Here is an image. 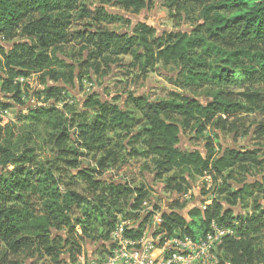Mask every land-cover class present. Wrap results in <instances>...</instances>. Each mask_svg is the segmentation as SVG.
Listing matches in <instances>:
<instances>
[{"label": "trees", "instance_id": "obj_1", "mask_svg": "<svg viewBox=\"0 0 264 264\" xmlns=\"http://www.w3.org/2000/svg\"><path fill=\"white\" fill-rule=\"evenodd\" d=\"M147 1L115 0L122 10L132 13L145 9ZM205 2L200 14L202 25L189 33L157 36L144 24L124 34L99 26L87 29L86 23L76 29L74 22L83 18L97 23L109 20L103 11L79 6V0H0V92L6 98L0 100V109L23 108L26 91L18 79L36 75L37 85L43 87L35 90L40 105L26 108L27 114L19 115V120L31 125L55 123V134L50 135L54 148L51 158L41 157L28 144L16 146L13 135L5 134L0 124V264H23L43 254L57 263L59 250L65 248L75 262L81 255L76 226L82 221L73 216L81 207L85 208V219L95 220L98 227L106 229L110 250V235L120 218L137 223L134 228L125 226L124 232L126 238L137 241L160 213V223L152 231L157 248L172 238L197 241L213 224L233 233L218 245L216 264H264V206L260 203L264 176L239 190L229 185L233 171L248 173L249 168L260 166L259 159L252 151L224 150L217 154L209 140L204 156L177 148L182 131L194 126L200 132L206 126H216L218 115L239 113L241 106L223 98V89L238 83L249 88L264 84V0ZM74 40L90 50L89 61L129 56L131 67L142 72L153 71L157 64L172 65L178 69L176 77L171 78L175 88L192 93L206 89L216 92L206 103L179 93L159 102L129 96L125 109L87 97L83 103L90 117L72 114L67 105L60 110L58 104L68 95L54 85L71 83L74 75L72 67L55 52ZM3 44L10 48H3ZM83 76L80 74L78 80ZM243 96L251 105L263 100L257 92ZM73 129L78 145L95 152L90 167L82 168L80 159L87 158V152L68 147L69 131ZM128 138L132 142L127 150L123 140L113 143L114 139ZM138 144L142 146L140 151L135 149ZM123 150L127 151L124 155ZM139 156L151 160L157 179L164 180L167 190L187 193L183 187L187 182L176 173L222 182L213 191L210 204L203 210L192 208L188 220L180 215L176 202L168 205L167 211L153 206L152 212L139 219L149 197L146 187H135L134 179L126 173L120 183L102 179L107 170L120 172L129 159ZM125 177L128 180L124 182ZM79 183L86 186L88 196L77 193ZM238 206H245L248 213H236ZM53 231L63 232L64 237L54 238Z\"/></svg>", "mask_w": 264, "mask_h": 264}, {"label": "rangeland", "instance_id": "obj_2", "mask_svg": "<svg viewBox=\"0 0 264 264\" xmlns=\"http://www.w3.org/2000/svg\"><path fill=\"white\" fill-rule=\"evenodd\" d=\"M206 5L205 0H148L145 9L139 13L126 12L116 4L115 0H79V6H85L91 11H103L108 16V21L100 22L91 21L83 18L74 22V28L81 29L82 25L89 24L87 29H94L99 26L102 29L116 33H131L132 29L138 24H144L155 31L157 36L168 33H189L202 25L200 14ZM3 48L9 49V45L3 44ZM90 50L79 40H74L59 48L55 55L63 62L70 65L73 69L74 79L71 83L58 82L57 84L49 83L55 87L64 89L68 99L62 97L61 103L57 108L62 110L63 105H67L68 110H73L72 114H87L90 117L91 112L84 107V100L87 97H93L95 100L107 102L111 105L118 106L122 109L127 108L129 96L144 97L149 102H159L168 100L172 93H179L197 97L202 103H206L209 95H213L215 89H206L199 92H187L175 88L171 83V78L176 77L178 69L175 66H163L157 64L153 71L142 72L138 68L131 67V57L119 56L105 60H90ZM82 66H88L84 68ZM82 74L83 79L78 80ZM18 79L22 90L26 91L23 101L24 107H11L9 115L1 120V127H5L6 133L12 136V141L16 146L28 144L33 146L41 157L51 158L53 155V146L50 142V135L55 123H46L40 125H31L19 120V115H26V108L39 106L36 101L35 90H42L43 87L37 85L36 75L28 78ZM25 85H27L25 89ZM257 92L263 97V100L257 105H251L243 96L245 93ZM223 98L231 103L239 104L240 111L233 116L218 115L216 126H206L196 132L198 128L191 126L190 129L182 131L177 148L183 152L197 151L205 155V144L209 140L214 148L215 153L224 150L252 151L259 159L260 166L249 168L248 173L239 170L233 171L232 179L229 185L232 190H239L244 185L260 182L264 176V84L257 85L253 88L247 87L244 83H238L236 86L223 89L221 91ZM4 94L0 92V100L5 101ZM52 102V100H51ZM49 103V105L51 104ZM72 118L70 114H67ZM74 119V118H73ZM80 119H76L79 121ZM216 123V122H215ZM52 124V126H50ZM132 133L135 136L137 130ZM71 141L68 147H73L80 152H87V158L82 160V168L90 167L92 157L95 152H88L76 142L75 129L70 130ZM110 137V136H109ZM123 148L129 149L128 139H114L121 142ZM140 151V144L135 146ZM124 151V152H123ZM123 155L125 150H123ZM98 157V156H97ZM126 175L129 179H134V186L143 185L149 191V197L139 212V219L153 211V206H157L160 211H167L168 205L176 202L180 206V215L188 220V212L199 205H209L213 196V191L217 189L221 180L214 182L209 177H190L186 173H176V177H182L187 185L186 194L167 190L164 180H159L154 172L151 160L141 156L135 159H129L123 166L122 170H107L103 174V181L123 182L121 176ZM168 176H165L167 178ZM164 178V179H165ZM128 179L125 177L124 182ZM77 193L88 196L89 191L86 186L79 183L76 188ZM264 206V198L260 202ZM85 208L76 211L73 219L82 221L80 226H76V231L80 238L81 255L72 260L66 254L67 248L59 250L60 256L58 262L46 255L37 256L25 261L23 264H95L98 259H103L108 254V238L105 237L106 229L98 227L94 221H88L84 218ZM236 213H248L245 206H238L234 209ZM160 214V213H159ZM160 216V215H159ZM155 217V216H154ZM153 217V219H154ZM120 220L124 221L122 218ZM79 222V223H80ZM128 228L136 227V222H125ZM153 223V222H152ZM148 227V226H147ZM146 227V228H147ZM145 228V229H146ZM153 229H147L144 232L147 241L152 240ZM52 236L64 237L63 232H52ZM264 246V240L261 242Z\"/></svg>", "mask_w": 264, "mask_h": 264}, {"label": "built area", "instance_id": "obj_3", "mask_svg": "<svg viewBox=\"0 0 264 264\" xmlns=\"http://www.w3.org/2000/svg\"><path fill=\"white\" fill-rule=\"evenodd\" d=\"M9 111L0 109V121L9 115ZM205 206L207 204L199 205V208L203 210ZM159 223L160 216L156 214L151 228ZM125 226L126 223L120 220L110 235L113 248L95 264H216L217 248L222 238L233 235L230 229L212 224L206 235L197 241L188 237L172 238L157 248L156 241H147L145 236L137 241L126 238Z\"/></svg>", "mask_w": 264, "mask_h": 264}]
</instances>
